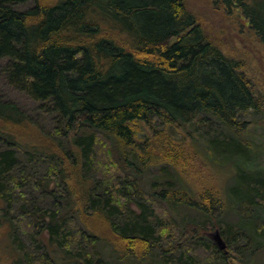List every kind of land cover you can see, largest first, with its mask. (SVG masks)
Returning a JSON list of instances; mask_svg holds the SVG:
<instances>
[{"label":"trees","instance_id":"trees-1","mask_svg":"<svg viewBox=\"0 0 264 264\" xmlns=\"http://www.w3.org/2000/svg\"><path fill=\"white\" fill-rule=\"evenodd\" d=\"M28 1L0 0V63L6 60L8 84L56 115V125L40 130L41 145L28 143L21 136L29 130L27 116L0 100V198L10 206V193L20 195L23 180L51 198V207L27 212L29 232L40 242L46 236L44 245L60 259L45 253L30 260L14 237V264H110L104 245L115 264H150L156 255L160 264H228L227 258L264 264L256 260L264 251V167L256 165L260 151L245 143L239 123L259 104L242 63L211 40L187 0H34L27 10L17 8ZM222 1L264 44V0ZM155 119L207 128L205 149L220 162L229 148L237 149L229 157L241 155L238 147L251 154L217 203L211 193L191 200L181 167L192 156L183 139L153 138ZM105 145L126 169L125 185L109 188L99 180L95 151ZM20 153L44 163V174L20 178ZM157 165L169 168L161 184L156 178L150 192L139 194L134 180ZM217 204L213 223L227 254L195 223L183 224L179 238L168 233L177 226L172 214L210 221L207 205ZM161 211L170 216L163 220ZM199 252L212 255L203 262Z\"/></svg>","mask_w":264,"mask_h":264},{"label":"rangeland","instance_id":"rangeland-1","mask_svg":"<svg viewBox=\"0 0 264 264\" xmlns=\"http://www.w3.org/2000/svg\"><path fill=\"white\" fill-rule=\"evenodd\" d=\"M49 2V1H48ZM34 5L33 1L20 4L17 6L20 10H27ZM188 9L193 12L198 19L199 24L206 31L211 40L216 43L222 50V52L229 58H233L242 63L243 76L249 82L251 89L256 95V100L259 104V111H248L247 113L239 115V123L243 124L240 127L242 131V138L245 143L251 147L254 146L257 151H260L256 165L264 167V44L260 43L247 25V21L244 17L236 11L228 12L223 7L222 0H187ZM6 60L0 63V100L3 102L14 103L28 118L30 121L29 130H25V133L21 136L25 141L34 145H41L40 130L43 133H49L56 125V115L46 110V108L30 99L25 93L15 89L8 84L5 73ZM153 127L151 129V136L163 138L168 141H179L183 139L186 153H190L192 158H189L186 165L181 167L183 169L184 183L186 184L189 196L192 201L200 202L198 196L204 193H211L214 197L213 200L217 203V200L225 192L226 187L230 188L235 184L232 177L235 175L237 166L242 165L244 156H251V154L245 150L240 149L239 160L233 157H229V154L235 148H229L226 154L223 155L222 162L220 158L215 154L214 156L205 149V141L202 138V134H207V128H200L197 123H193L186 128L177 126L175 124L164 123L159 119L152 121ZM144 131H148L149 128L143 127ZM147 129V130H146ZM157 132L156 134L154 133ZM168 139V140H167ZM254 151V150H253ZM251 152V150H250ZM95 167L98 169V178L102 185L109 188H117L118 184L123 183L121 175L125 173V170L121 165H115L116 159L112 157L113 154L108 145L102 148L98 147L95 151ZM114 155V154H113ZM210 155V156H209ZM23 156V154H19ZM115 157V155H114ZM223 158L226 160L224 161ZM109 171H106V168ZM165 167V168H164ZM20 169L23 171V175L20 178L25 179L28 177L27 173L31 177L39 178L44 174L46 166L40 161L32 159H25L21 157ZM166 165H157L150 167L144 174L143 180L135 179V189H138V193L150 192V185L153 180L160 177L157 184H161L162 177L164 175L163 170H168ZM123 170V171H122ZM167 173V171H166ZM122 180V181H121ZM130 181V180H128ZM127 181V182H128ZM233 181V182H232ZM126 185L131 187V182ZM22 189L20 195L15 191H12V200L10 206L6 205V202L0 198V264H14L18 260L19 255L16 252L15 247L12 245V239L17 237L19 242L22 243L28 250V258L37 261L45 253L55 260L60 259L58 252L44 245L46 236L39 241L36 234L31 236L30 223L32 220L27 212L31 211L33 205L41 208H48L52 206L51 198L47 197L35 188L33 185H27L26 181H22ZM141 184V186H140ZM122 185H125L123 183ZM232 185V186H231ZM130 194H134L132 189H129ZM130 206L133 210H137L136 205L133 203L130 197ZM209 207V212L213 215L212 219H206L203 216L190 213L183 216H176L172 214V218L177 226H170L168 233L171 232L172 236L179 238L183 229L180 228L183 224L195 223L205 229L203 236L210 241V245L216 247L213 243L211 234L215 230L219 231V227L214 226L215 217L219 210L218 204L214 209ZM214 211V212H213ZM158 212V215L164 219L170 216L168 211ZM220 216V215H219ZM182 217V218H181ZM221 220L220 217L218 221ZM209 221V222H208ZM18 223L19 227L16 225ZM100 227L99 223H96ZM27 232V233H26ZM35 233V231H33ZM167 233V234H168ZM45 235V234H44ZM99 236L102 233L97 234ZM168 239V238H167ZM169 240H167L168 242ZM208 243V242H207ZM105 260L110 264L114 263V257L111 258V253L108 245H104ZM209 252L197 253L198 258L204 260L210 259ZM260 255V254H259ZM154 262L150 264H160L158 262V256L152 258ZM228 264H240L239 262L227 258ZM258 263H264V251L261 256L256 259ZM260 260V261H259ZM26 263V262H25ZM36 263V262H35ZM130 262H124L123 264H129ZM149 264V263H148Z\"/></svg>","mask_w":264,"mask_h":264},{"label":"water","instance_id":"water-1","mask_svg":"<svg viewBox=\"0 0 264 264\" xmlns=\"http://www.w3.org/2000/svg\"><path fill=\"white\" fill-rule=\"evenodd\" d=\"M211 237L213 239V243L216 245V247L221 250L222 252H224L225 254H227V247L225 244V241L223 240V238L220 235V232L218 230H215L214 233L211 234Z\"/></svg>","mask_w":264,"mask_h":264}]
</instances>
